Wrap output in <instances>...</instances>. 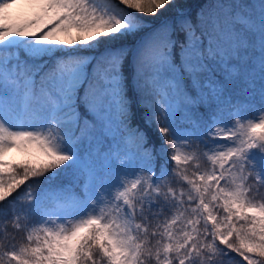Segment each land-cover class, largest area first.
Returning <instances> with one entry per match:
<instances>
[{
    "label": "snow or ice",
    "instance_id": "snow-or-ice-1",
    "mask_svg": "<svg viewBox=\"0 0 264 264\" xmlns=\"http://www.w3.org/2000/svg\"><path fill=\"white\" fill-rule=\"evenodd\" d=\"M190 8L0 0V264H264V0Z\"/></svg>",
    "mask_w": 264,
    "mask_h": 264
},
{
    "label": "trees",
    "instance_id": "trees-1",
    "mask_svg": "<svg viewBox=\"0 0 264 264\" xmlns=\"http://www.w3.org/2000/svg\"><path fill=\"white\" fill-rule=\"evenodd\" d=\"M202 3H204V0H190V5H191L190 10L195 12L200 7V5ZM150 134H151V132H150Z\"/></svg>",
    "mask_w": 264,
    "mask_h": 264
},
{
    "label": "rangeland",
    "instance_id": "rangeland-1",
    "mask_svg": "<svg viewBox=\"0 0 264 264\" xmlns=\"http://www.w3.org/2000/svg\"><path fill=\"white\" fill-rule=\"evenodd\" d=\"M9 160H19L22 159V155L20 153H17L15 151L9 153L8 157Z\"/></svg>",
    "mask_w": 264,
    "mask_h": 264
}]
</instances>
